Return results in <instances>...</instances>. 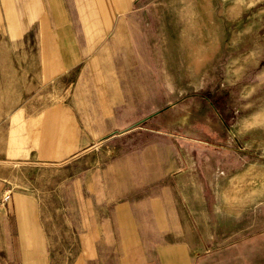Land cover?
Segmentation results:
<instances>
[{
    "label": "crops",
    "instance_id": "crops-1",
    "mask_svg": "<svg viewBox=\"0 0 264 264\" xmlns=\"http://www.w3.org/2000/svg\"><path fill=\"white\" fill-rule=\"evenodd\" d=\"M244 15L0 0V264H264V89L228 32Z\"/></svg>",
    "mask_w": 264,
    "mask_h": 264
},
{
    "label": "rangeland",
    "instance_id": "rangeland-1",
    "mask_svg": "<svg viewBox=\"0 0 264 264\" xmlns=\"http://www.w3.org/2000/svg\"><path fill=\"white\" fill-rule=\"evenodd\" d=\"M244 26L241 28H229V38L235 36L238 42V46L243 45L244 52V79L243 82H255L261 85V89H264V0H244ZM242 44H239L241 43ZM231 44L229 43V51L231 50ZM260 62L259 68L256 69L258 63ZM235 72V68H229V72ZM233 77L231 81H234L236 77ZM229 77V78H230ZM197 94H204L203 92ZM264 94L263 90L255 93L256 98ZM3 93L0 91V99ZM199 95V96H200ZM198 101V100H197ZM224 113V109H222ZM228 115V114H227ZM235 115V114H234ZM228 118H233L232 115H228ZM231 120V119H230ZM9 185V184H8ZM12 186L9 188H4L0 191V201L1 197L5 194H11Z\"/></svg>",
    "mask_w": 264,
    "mask_h": 264
},
{
    "label": "built area",
    "instance_id": "built-area-1",
    "mask_svg": "<svg viewBox=\"0 0 264 264\" xmlns=\"http://www.w3.org/2000/svg\"><path fill=\"white\" fill-rule=\"evenodd\" d=\"M10 198V194H6L5 196H4V200H8Z\"/></svg>",
    "mask_w": 264,
    "mask_h": 264
}]
</instances>
